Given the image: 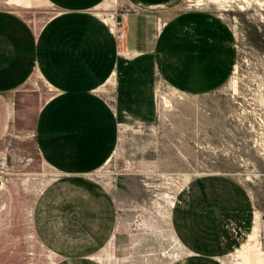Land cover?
I'll return each instance as SVG.
<instances>
[{"label":"crops","instance_id":"obj_1","mask_svg":"<svg viewBox=\"0 0 264 264\" xmlns=\"http://www.w3.org/2000/svg\"><path fill=\"white\" fill-rule=\"evenodd\" d=\"M43 1L49 11L39 26L21 9L0 7V167L32 147L53 172L32 203L35 236L52 264H101L96 256L116 232L117 202L96 173L117 147L118 122L153 125L166 88L216 90L233 69L235 35L218 10L182 0H108L104 9L106 0ZM255 216L235 176L189 178L170 211L181 261L226 264L248 241Z\"/></svg>","mask_w":264,"mask_h":264},{"label":"rangeland","instance_id":"obj_2","mask_svg":"<svg viewBox=\"0 0 264 264\" xmlns=\"http://www.w3.org/2000/svg\"><path fill=\"white\" fill-rule=\"evenodd\" d=\"M193 2L182 0L187 7L218 10L233 28V69L225 83L206 94L161 90L153 125H125L119 131L115 151L96 173L117 202V249L105 245L96 256L101 264H184L168 200L189 178L208 172L231 174L245 185L256 215L252 243L264 252V0ZM27 4L21 9L12 0H0V7L21 9L39 26L48 5L43 0ZM108 5L106 0L101 9ZM25 154L0 167V264H52V254L33 231L31 207L53 172L32 147ZM124 175L129 180L116 186V178ZM240 248L226 264H246Z\"/></svg>","mask_w":264,"mask_h":264},{"label":"bare ground","instance_id":"obj_3","mask_svg":"<svg viewBox=\"0 0 264 264\" xmlns=\"http://www.w3.org/2000/svg\"><path fill=\"white\" fill-rule=\"evenodd\" d=\"M262 103L264 104V98H263ZM172 203H173V200L170 198L168 200L169 208H168V213H167L169 217H170V211H171ZM255 237H256V225H254L251 233L249 234L248 241L246 243L242 244L241 248L238 250L239 256L246 261V264H264V252L262 250H259V252H257L256 248H255V244L252 243V240H254ZM173 238L178 242V240H177L178 238L176 239L174 234H173ZM117 240H118L117 234H114L108 242V244L112 243L111 245H114L115 251L117 249ZM120 241H122V240H120Z\"/></svg>","mask_w":264,"mask_h":264},{"label":"built area","instance_id":"obj_4","mask_svg":"<svg viewBox=\"0 0 264 264\" xmlns=\"http://www.w3.org/2000/svg\"><path fill=\"white\" fill-rule=\"evenodd\" d=\"M193 5H202V0H195V3L193 2ZM122 26L123 25H122L121 19H116V21H115V33H116V36L120 42L123 39V27ZM126 126L123 123L118 122V124H117L118 132L121 131V129L125 128ZM262 221H263L262 222V228L264 229V218L262 219Z\"/></svg>","mask_w":264,"mask_h":264}]
</instances>
